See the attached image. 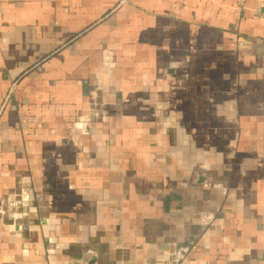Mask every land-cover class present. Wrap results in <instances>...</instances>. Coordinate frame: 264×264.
Masks as SVG:
<instances>
[{
    "label": "crops",
    "instance_id": "1",
    "mask_svg": "<svg viewBox=\"0 0 264 264\" xmlns=\"http://www.w3.org/2000/svg\"><path fill=\"white\" fill-rule=\"evenodd\" d=\"M241 2L0 0V264H264Z\"/></svg>",
    "mask_w": 264,
    "mask_h": 264
},
{
    "label": "built area",
    "instance_id": "2",
    "mask_svg": "<svg viewBox=\"0 0 264 264\" xmlns=\"http://www.w3.org/2000/svg\"><path fill=\"white\" fill-rule=\"evenodd\" d=\"M243 2H244V0H242L241 3L243 4ZM259 7H260V8L264 7V4H263V3H260V4H259ZM238 44H239V45H243V44H244V41H243V40H240ZM12 92H13V89H12ZM205 186H208V184H205Z\"/></svg>",
    "mask_w": 264,
    "mask_h": 264
},
{
    "label": "rangeland",
    "instance_id": "3",
    "mask_svg": "<svg viewBox=\"0 0 264 264\" xmlns=\"http://www.w3.org/2000/svg\"><path fill=\"white\" fill-rule=\"evenodd\" d=\"M14 92V91H13ZM97 105H98V103H97Z\"/></svg>",
    "mask_w": 264,
    "mask_h": 264
}]
</instances>
